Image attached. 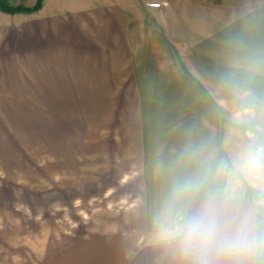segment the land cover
<instances>
[{
    "label": "crops",
    "instance_id": "obj_1",
    "mask_svg": "<svg viewBox=\"0 0 264 264\" xmlns=\"http://www.w3.org/2000/svg\"><path fill=\"white\" fill-rule=\"evenodd\" d=\"M37 1L9 3L31 7ZM181 10L166 4L148 12L135 0H44L34 12L0 8V104H94L96 123L101 113L104 125L124 126V133H110L111 157L117 145L119 156L134 158L137 195L126 204L124 218L131 229H94L84 235L78 264H159L161 252L150 238L151 211L165 183L158 168L167 166L189 141L212 139L222 145L227 115L222 104L212 103L218 124L209 134L206 122L212 112L200 118L195 108L192 117L195 100L170 78L181 75L184 63L185 83L194 79L198 95L197 68L191 72L192 58L183 56L179 40L167 31ZM146 13H161L162 18L149 23ZM5 131L0 124V134ZM5 245V231L0 230L2 252Z\"/></svg>",
    "mask_w": 264,
    "mask_h": 264
},
{
    "label": "rangeland",
    "instance_id": "obj_2",
    "mask_svg": "<svg viewBox=\"0 0 264 264\" xmlns=\"http://www.w3.org/2000/svg\"><path fill=\"white\" fill-rule=\"evenodd\" d=\"M148 1L159 0L135 4L148 11ZM160 1L183 8L167 31L179 40L183 56L192 58L191 72L197 68L198 95L192 76L188 74L192 83H185L184 63L181 75L170 78L176 87L180 81L182 93H188L192 103L195 100L192 117L195 108L200 118L212 112L206 122L211 134V126L218 124L212 103L222 104L227 114L224 140L238 127L231 123L232 113L251 108L255 115L239 126L240 131L260 129L264 135V76L249 81L253 95L246 101L219 87L227 40L264 50V0ZM159 16L146 13V22L156 23ZM62 105L64 111H59ZM102 117L98 114L95 122L94 104H0V124L7 130L0 134L5 136L0 138V230L6 236L0 259L4 257L5 264H78V243L84 235L94 229H131L124 218L126 204L137 195L134 158L119 156L117 145L111 157L110 133L120 134L124 126L104 125ZM114 138L119 142L120 135Z\"/></svg>",
    "mask_w": 264,
    "mask_h": 264
},
{
    "label": "clouds",
    "instance_id": "obj_3",
    "mask_svg": "<svg viewBox=\"0 0 264 264\" xmlns=\"http://www.w3.org/2000/svg\"><path fill=\"white\" fill-rule=\"evenodd\" d=\"M219 87L246 101L249 81L264 76V50L225 42ZM255 113H232L222 145L189 141L157 175L165 183L151 211L159 264H264V135L239 126Z\"/></svg>",
    "mask_w": 264,
    "mask_h": 264
},
{
    "label": "trees",
    "instance_id": "obj_4",
    "mask_svg": "<svg viewBox=\"0 0 264 264\" xmlns=\"http://www.w3.org/2000/svg\"><path fill=\"white\" fill-rule=\"evenodd\" d=\"M44 0H38L34 6L25 7V6H14L9 3V0H0V8L4 11L10 13L16 12H34L41 9Z\"/></svg>",
    "mask_w": 264,
    "mask_h": 264
},
{
    "label": "built area",
    "instance_id": "obj_5",
    "mask_svg": "<svg viewBox=\"0 0 264 264\" xmlns=\"http://www.w3.org/2000/svg\"><path fill=\"white\" fill-rule=\"evenodd\" d=\"M167 2H161V1H152V2H148V5L150 7H161L162 5L166 4Z\"/></svg>",
    "mask_w": 264,
    "mask_h": 264
}]
</instances>
